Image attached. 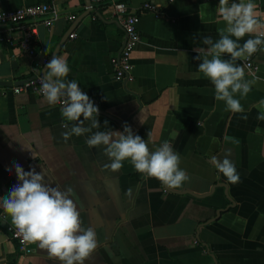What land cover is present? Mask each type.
I'll use <instances>...</instances> for the list:
<instances>
[{
	"label": "crops",
	"instance_id": "0c3cea01",
	"mask_svg": "<svg viewBox=\"0 0 264 264\" xmlns=\"http://www.w3.org/2000/svg\"><path fill=\"white\" fill-rule=\"evenodd\" d=\"M87 1L0 0V11L49 3L61 13L50 27L38 19L33 56L19 46V28L13 29V44L0 42V80L23 83L44 75L52 56L65 58L66 79L75 80L98 107L100 128L93 132H123L127 124L150 151L168 141L189 180L169 189L138 173L129 160L118 171L105 169L110 161L104 146L85 143L90 133L62 138L63 125L76 122L63 118L58 104L0 86V197L18 183L14 163L26 172L43 171L45 182L62 191L71 187L82 227L96 233L97 248L84 264H264V120L257 119L264 112V49L250 57L256 72L237 61L246 80L258 79L240 100L244 112L232 113L214 99V86L194 59V49L206 47L202 40L215 41L225 27L217 23L219 0H115L130 9L154 2L164 12L161 18L140 17L133 81L117 80L111 63L125 41L122 26L108 7L93 19ZM254 3L262 19L264 0ZM68 14L76 18L70 21ZM8 28L0 25V31ZM73 32L77 36L70 38ZM226 136L235 143L225 142ZM227 150L239 174L234 184L211 162ZM34 248L28 264H60ZM18 263L17 246L0 226V264Z\"/></svg>",
	"mask_w": 264,
	"mask_h": 264
},
{
	"label": "clouds",
	"instance_id": "9594fccd",
	"mask_svg": "<svg viewBox=\"0 0 264 264\" xmlns=\"http://www.w3.org/2000/svg\"><path fill=\"white\" fill-rule=\"evenodd\" d=\"M215 12L217 23L223 22L225 27L217 30L218 39L214 41L210 36L205 37L202 45L206 47L194 49L198 54L194 59L201 61L197 70L214 86V99L224 102L225 111L243 113L240 100L247 97L258 78L246 80L245 66L237 61L246 60L264 49V31H261L264 20L257 12L254 0L231 3L219 0ZM253 33L256 34L254 38L246 39L242 45L239 43ZM225 54L230 58L224 59ZM69 72L67 60L54 55L45 65L40 79V92L46 102L49 105L61 104L62 117L76 122L70 128L63 125L67 129L61 133L65 141L72 135L90 133L85 143L89 147L104 146V154L110 161L104 168L113 172L123 167V161L129 160L138 173L157 179L169 189H179L189 180L186 170L180 168V154L168 141L150 151L146 140L134 134L127 124L123 132H93V129L100 128L96 119L98 107L75 80L66 79ZM237 94L240 99L236 98ZM260 104L264 106V100ZM242 118L247 119L246 116ZM257 119L264 120V112L259 113ZM84 121H90V126H83ZM225 142L235 143L227 136ZM230 155L231 151L227 150L223 159L213 156L211 162L229 183L234 184L239 181V174L229 159ZM12 167L18 183L12 186L7 196L0 197V201L22 242L37 244L47 251L49 258L58 260L60 264H84L95 252L97 239L94 229L82 227L80 212L72 199V188L62 191L58 186H51L45 182L43 171L37 173L33 168L26 172L18 163Z\"/></svg>",
	"mask_w": 264,
	"mask_h": 264
},
{
	"label": "built area",
	"instance_id": "2783aa9c",
	"mask_svg": "<svg viewBox=\"0 0 264 264\" xmlns=\"http://www.w3.org/2000/svg\"><path fill=\"white\" fill-rule=\"evenodd\" d=\"M110 8L113 15L117 18L125 33V41L120 51L112 56L111 63L114 69L115 78L119 81H133V64L132 53L141 40L138 30L140 17L149 14L155 18L164 16L161 7L154 2H144L135 9H130L128 4L123 1L115 0H88L86 11L90 13L93 19L98 17L101 10ZM60 11L52 7L49 3H39L18 8H12L0 11V25H10V28L0 31L1 43L13 42V29L19 28L22 35L19 40V46L28 55L36 54V37L38 34V19L50 27L56 19L60 17ZM67 19L72 21L76 18L74 14H68ZM262 20H264V10L262 11ZM70 38H75L77 33H70ZM13 44V43H12ZM245 66L251 71L256 72L259 67L254 64L250 58L244 61ZM43 75H39L34 79L26 80L21 85L14 86L13 91L20 93L28 91L36 95L43 96L40 92V79ZM60 107L61 104L58 103ZM0 226L3 227L9 237L17 246L19 263L28 264V259L34 254V244H26L22 242V237L12 225L8 215L0 208Z\"/></svg>",
	"mask_w": 264,
	"mask_h": 264
},
{
	"label": "water",
	"instance_id": "95a60500",
	"mask_svg": "<svg viewBox=\"0 0 264 264\" xmlns=\"http://www.w3.org/2000/svg\"><path fill=\"white\" fill-rule=\"evenodd\" d=\"M21 84H22V81H18V82L12 83V82H9V81L0 80V86H18V85H21Z\"/></svg>",
	"mask_w": 264,
	"mask_h": 264
}]
</instances>
